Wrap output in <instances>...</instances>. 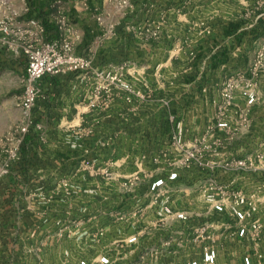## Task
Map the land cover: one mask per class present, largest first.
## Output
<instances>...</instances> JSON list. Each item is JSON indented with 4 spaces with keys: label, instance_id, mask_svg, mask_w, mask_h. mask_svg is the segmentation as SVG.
I'll list each match as a JSON object with an SVG mask.
<instances>
[{
    "label": "crops",
    "instance_id": "crops-1",
    "mask_svg": "<svg viewBox=\"0 0 264 264\" xmlns=\"http://www.w3.org/2000/svg\"><path fill=\"white\" fill-rule=\"evenodd\" d=\"M60 16L67 19L64 30L57 24ZM0 19L12 27L10 34L0 31V58L10 64L2 92L25 80L20 40L36 33L31 19L43 24L46 40L66 33L75 51L90 61L85 70L40 78L36 106L26 113L17 96L11 104L17 119L9 129L0 125L1 144L29 116L37 124L23 136L21 157L10 174L0 179V264H81L82 259L98 264L102 255L111 257L110 264L201 259L199 244L164 246L162 229L129 244L127 237L150 228L157 215L148 209L136 224L130 217L148 204V174H158L166 152L174 153L178 123L188 144L205 138L217 154L208 158L219 162L264 153V69L255 67L264 38V0H8ZM157 23L159 39L149 32ZM109 72L119 81L109 82ZM231 78L238 86L229 99L225 89ZM246 84L255 102L244 96ZM6 107L4 102V114ZM155 157L161 161L155 163ZM94 159L116 161L120 174L139 170L141 185L129 192L122 178L106 180L79 168ZM217 170L227 185L236 182L246 194L259 195L264 222V171ZM213 174L198 166L180 170L169 199L186 206ZM212 220L216 264H246V255L253 257L251 264H264V241L257 246L259 258L254 241L237 235L230 216Z\"/></svg>",
    "mask_w": 264,
    "mask_h": 264
},
{
    "label": "built area",
    "instance_id": "built-area-1",
    "mask_svg": "<svg viewBox=\"0 0 264 264\" xmlns=\"http://www.w3.org/2000/svg\"><path fill=\"white\" fill-rule=\"evenodd\" d=\"M8 0H0V8L3 7ZM126 2V1H125ZM102 22V17L98 18ZM30 25L36 29L33 38L21 45L27 58L26 77L24 80V88L22 94L18 97L17 104L26 113L36 106L40 95L37 81L45 75H55L65 71L85 70L90 66V61L83 55L77 53L74 43L63 33V36L53 40H46L42 37L45 32L43 24L37 19H31ZM57 24L61 30L66 29L67 19L60 16ZM12 27L7 19H0V31L10 34ZM66 32V31H64ZM152 36L159 35L160 26L149 29ZM154 36V37H155ZM9 42L6 41V43ZM10 46V45H9ZM255 67L258 70L264 69V38L256 53ZM109 82L119 81L116 73H108ZM123 86L129 88L130 84L122 83ZM238 82L236 79H230L227 82L225 95L232 99ZM107 88V85L102 86ZM248 102H255L256 94L250 89L249 85L243 91ZM37 126L36 122L29 116L24 124L17 128L18 133L8 136L0 144V179L10 174L15 163L20 159L21 146L23 136L29 132L31 127ZM184 127L178 123L173 134V152H166L165 159L161 170L158 174L149 172L150 178L148 192L146 196L149 198L147 205L137 206L131 213L130 222L136 224L140 222L142 214H146L148 209H155L157 219L151 227L145 226L138 229L127 237L129 244L135 245L139 242L142 234L156 229L164 231V246L174 248L190 243L200 245L202 251L201 259L191 258L181 261L179 264H216L218 261V249L211 243L213 238V229L215 223L212 218L220 215L230 216L236 224V232L240 237H250L256 246L257 256L262 258L263 253L257 248L264 241V222L259 217V195H248L239 188L217 185L213 177L202 186V197L205 203L203 209L190 211L185 205L169 199L170 187L180 178V170L190 169L194 166L205 169L209 168L213 171L221 166L223 169L231 168L232 170L242 171H264V153H257L256 159L236 158L227 160V162H219L210 156H217L212 150V145L207 143L203 138L200 142L192 145L185 141ZM161 161L160 157H155L154 162ZM116 161L100 163L97 160H84L80 169L85 170L91 176H101L106 180H114L122 178V187L133 192L141 185V173L139 170L131 174H120L115 172L114 166ZM69 185V183H66ZM168 198V199H166ZM124 216L121 215L122 219ZM140 217V218H139ZM98 264H110L111 257L109 255L100 256ZM244 263H253V257L246 255ZM81 264H94L87 259H82Z\"/></svg>",
    "mask_w": 264,
    "mask_h": 264
},
{
    "label": "rangeland",
    "instance_id": "rangeland-1",
    "mask_svg": "<svg viewBox=\"0 0 264 264\" xmlns=\"http://www.w3.org/2000/svg\"><path fill=\"white\" fill-rule=\"evenodd\" d=\"M158 24V23H157ZM161 32H159V35L155 36V38H161ZM152 36V35H150ZM153 36V37H154ZM22 45H24V43L26 42V40L24 38H22L21 40ZM22 50L24 51V49L22 48ZM5 53V52H4ZM9 68H10V64L6 62L5 59H1L0 58V125H6V129H9V125L12 124L13 122H15L16 118V114L15 111L13 109H11L12 107V102L14 101V98H16L17 96L21 95L23 92V88H24V80L22 83H20V86H18L17 88H12L10 91H5L2 92V86L5 87L6 85H2V83L5 82V78H9ZM4 102L7 103V107H6V112L4 114V112H2V106L4 104ZM9 108V110L7 109ZM216 159V158H215ZM238 159V158H237ZM217 160V159H216ZM218 161V160H217ZM237 173L239 172V170H234ZM219 171L217 169H215L214 174H213V178L215 180V183L217 185H223V186H229V187H233L237 188L238 185H235L236 182L234 184L231 185H227L226 182L223 181V177L221 175H218ZM236 186V187H235ZM192 198L189 199V201H186V208H191L194 210H201L204 207V204L202 203L203 197H202V187L198 188L197 191H193L191 193ZM196 195V196H195ZM190 205H192V207H190Z\"/></svg>",
    "mask_w": 264,
    "mask_h": 264
},
{
    "label": "trees",
    "instance_id": "trees-1",
    "mask_svg": "<svg viewBox=\"0 0 264 264\" xmlns=\"http://www.w3.org/2000/svg\"><path fill=\"white\" fill-rule=\"evenodd\" d=\"M232 26L234 25V27L237 26V23H232ZM46 26L48 27V31H53V33L55 32V26L51 23V22H47L46 21ZM224 55V52L221 53V56ZM224 58H221L220 60L222 61ZM219 62H215L213 64V68H216L218 66Z\"/></svg>",
    "mask_w": 264,
    "mask_h": 264
}]
</instances>
